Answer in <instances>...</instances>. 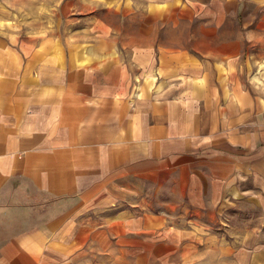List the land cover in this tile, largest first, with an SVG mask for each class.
Returning <instances> with one entry per match:
<instances>
[{
  "label": "crops",
  "instance_id": "0c3cea01",
  "mask_svg": "<svg viewBox=\"0 0 264 264\" xmlns=\"http://www.w3.org/2000/svg\"><path fill=\"white\" fill-rule=\"evenodd\" d=\"M185 17L0 36V264H264V0Z\"/></svg>",
  "mask_w": 264,
  "mask_h": 264
},
{
  "label": "rangeland",
  "instance_id": "374dc122",
  "mask_svg": "<svg viewBox=\"0 0 264 264\" xmlns=\"http://www.w3.org/2000/svg\"><path fill=\"white\" fill-rule=\"evenodd\" d=\"M209 2L210 0H0V36L3 40L16 41L53 37L64 40L78 37L79 40L81 38L87 41L95 40L100 35L105 37L110 27L113 28L110 35L115 40H125L127 36L131 41H138L139 37L141 39V31L137 27L145 24L146 39L157 36L164 41L170 35V26H178L175 31L179 34L185 32V26L189 24L185 17L187 9H199ZM96 18L98 25L95 27L93 20ZM128 26L129 30H126ZM77 27L78 33H75L74 29ZM181 39L184 40L185 36ZM242 215H248V226L264 231V213L247 210ZM237 220L240 222V219ZM212 227L221 228L220 230L226 228L223 225ZM147 263L153 264L154 261L149 258ZM121 264L139 262L137 258L130 257L123 258Z\"/></svg>",
  "mask_w": 264,
  "mask_h": 264
}]
</instances>
